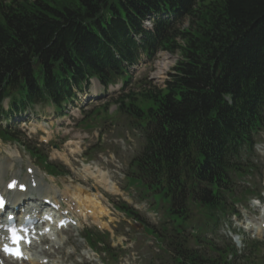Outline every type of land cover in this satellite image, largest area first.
I'll list each match as a JSON object with an SVG mask.
<instances>
[{
  "label": "trees",
  "instance_id": "trees-1",
  "mask_svg": "<svg viewBox=\"0 0 264 264\" xmlns=\"http://www.w3.org/2000/svg\"><path fill=\"white\" fill-rule=\"evenodd\" d=\"M161 49L179 55L163 87L148 82L116 100L143 136L132 180L161 204L174 264H222L181 237L195 208L216 221L234 177L252 169L264 121V0H0V115L4 98L10 111L49 102L60 110L87 78L105 84ZM0 135L38 158L20 133Z\"/></svg>",
  "mask_w": 264,
  "mask_h": 264
},
{
  "label": "rangeland",
  "instance_id": "rangeland-1",
  "mask_svg": "<svg viewBox=\"0 0 264 264\" xmlns=\"http://www.w3.org/2000/svg\"><path fill=\"white\" fill-rule=\"evenodd\" d=\"M187 24L184 23L183 27ZM178 56L173 52L161 54L157 60V66L153 70V72L156 71L155 76L151 78L155 85L164 83L166 75L176 65ZM135 69L133 74L135 78H142L150 67L142 64ZM112 95L113 93H110L103 98L90 101L79 109L76 116L68 119H60L52 112L51 107L36 105L31 110L29 119L24 123L17 124L22 131L26 132V136L32 144H39L38 148L49 156L50 161L61 162L66 166L69 172L64 176L51 178L45 175L34 166L38 165L36 161L18 144L0 140V175L2 174L0 179H3L4 182L11 178L22 181L24 175L32 170L33 178L27 180L30 185L39 183L38 186L36 185L39 189L37 190L43 196H46L47 193L59 196L63 203V212L76 207L71 212L78 217L81 226L77 225L74 230L71 228L58 232L50 243L41 244L35 250L33 249V252L39 254L37 255L38 259L47 260V264H149L150 260L151 264H173L168 253H162L157 244L155 245V240L145 231L143 232V228L139 224L144 220L149 227L155 229L152 231L156 233L161 231L160 224L163 219L156 207L152 206V198L144 197L138 189L127 185L124 174L128 172L129 161L139 151L141 140L138 134L129 130L125 118L114 111ZM79 96L83 99L84 95ZM78 101L81 102L80 99ZM103 105L107 108L102 109ZM147 105L148 103L140 104V106ZM91 110L94 112L88 114ZM97 116L98 118H96ZM82 119H86V122L90 124L88 129H84L79 124ZM256 142L252 175L243 177L245 182L249 183L248 185L237 183L236 186V192L239 195L237 197L241 201L240 206L235 207V211L242 215L241 221H245L248 216L258 224L264 215V207L253 206L252 203L245 200V197L248 195L246 191L261 190L259 182L264 179V128ZM6 160L8 164L11 162L8 167H5ZM108 179L112 181L113 186ZM79 186L83 191H87L93 203L100 204L99 207L104 210L101 216H98L100 212L98 207L88 206L85 208L81 204V198L72 195V192L77 193ZM69 188L71 191L65 194ZM118 201H124L132 206L140 215L141 222L127 219L123 213L115 210L112 202L117 203ZM78 203L81 205L78 206ZM242 206L247 210L242 209ZM78 211L85 216L78 214ZM194 212V223L200 219L204 221V216L200 211L194 210ZM234 222L233 218L228 219L227 225L221 224L218 232L205 231L199 239L194 233L192 234L195 238L187 234V243L208 257H216L219 249L233 244L236 257H231V260L234 264H264V237L252 233L242 234L239 239L237 236H230L227 228L235 227ZM84 223L90 228L96 227L101 231L109 232L112 247L119 248L111 252L109 256L102 255L97 248H95L97 253L92 252L80 237ZM188 231L191 232L189 229ZM223 232L224 234H222ZM44 249L47 252H43ZM41 250L47 256L42 254ZM117 255H120L121 258L116 263ZM31 263L25 262V264Z\"/></svg>",
  "mask_w": 264,
  "mask_h": 264
},
{
  "label": "bare ground",
  "instance_id": "bare-ground-1",
  "mask_svg": "<svg viewBox=\"0 0 264 264\" xmlns=\"http://www.w3.org/2000/svg\"><path fill=\"white\" fill-rule=\"evenodd\" d=\"M159 65V64H158ZM163 70H165V69H163ZM162 70V71H163ZM6 162H7V160H6ZM4 163H5V161H4ZM10 164H11V162L8 164V162H7V165L5 166V167H8V166H10ZM1 165V164H0ZM4 167V166H3ZM1 168H2V166H1ZM5 169V168H4ZM3 169V170H4ZM5 171V170H4ZM32 171V170H31ZM4 174H5V172H4ZM2 175V174H1ZM0 175V176H1ZM32 174L31 173H26L24 176V178H23V181L22 182H20V183H17L16 184V187H18V186H20V185H27V178H29L30 176H31ZM22 180V179H21ZM33 180V179H32ZM35 180V179H34ZM11 181V180H10ZM9 182V181H8ZM7 182V183H8ZM34 182V181H33ZM3 183V181H2V179L0 180V185ZM6 183V184H7ZM39 184V183H38ZM38 184H37V182H36V185L38 186ZM40 188V187H39ZM37 189H38V187H37ZM39 190V189H38ZM6 191V188L4 187V185L1 187V189H0V192H5ZM69 191H71L70 190V188L68 189V192H65V194L66 193H69ZM72 195H77V197L80 199L81 198V204H83L84 206H85V208H88V206H91V207H98L99 209H100V212H99V214H98V216L100 215L101 216V214L104 212V210L103 209H101V207H99L100 206V204L98 203V202H96V203H93V200L88 196V193H87V191H83L81 188H79L78 189V191H77V193H73L72 192ZM23 199L24 198H26V196H24V197H22ZM52 199L54 200V201H58L57 200V197L56 196H53L52 197ZM80 203H78V206H80L81 205ZM25 208H26V210H27V212H29L30 211V208H29V206H28V204L26 203V206H25ZM82 212V211H81ZM96 213V212H95ZM97 214V213H96ZM103 216V215H102ZM60 217V216H59ZM30 219H32V218H30ZM98 219V218H97ZM38 221V220H37ZM264 222V221H263ZM262 223V222H261ZM252 227H250V229H251ZM54 248V247H53ZM54 250H56V249H54ZM45 250H43V252H44ZM45 252H47V251H45ZM8 264V263H7ZM22 264H24L23 262H22ZM34 264H43V263H41V262H39L38 260H36V262L34 263Z\"/></svg>",
  "mask_w": 264,
  "mask_h": 264
},
{
  "label": "snow or ice",
  "instance_id": "snow-or-ice-1",
  "mask_svg": "<svg viewBox=\"0 0 264 264\" xmlns=\"http://www.w3.org/2000/svg\"><path fill=\"white\" fill-rule=\"evenodd\" d=\"M3 207V202L2 201H0V208H2ZM6 251H10L9 249H5Z\"/></svg>",
  "mask_w": 264,
  "mask_h": 264
}]
</instances>
